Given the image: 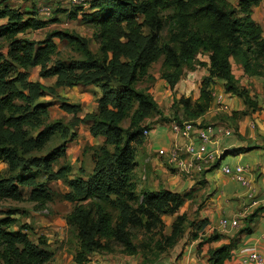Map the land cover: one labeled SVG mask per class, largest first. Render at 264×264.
I'll use <instances>...</instances> for the list:
<instances>
[{"label":"trees","instance_id":"16d2710c","mask_svg":"<svg viewBox=\"0 0 264 264\" xmlns=\"http://www.w3.org/2000/svg\"><path fill=\"white\" fill-rule=\"evenodd\" d=\"M7 1L0 0L1 4ZM88 3V9L57 10L71 20L81 15L84 24L96 29L97 58L88 39L66 31H54L41 41L20 37L28 31L46 29L59 18L43 20L38 10L24 13L9 7L0 9V40L8 42L7 56L0 52V164L6 165L0 170V200L21 201L28 189L30 201L44 205L55 195L49 183L63 180L70 188L63 197L75 206L67 223L79 245L74 257L77 264H88L94 254H113L117 248L123 254L141 257L142 264H157L178 245L188 228L196 230L191 236L198 239L208 220L191 222L186 214H180L185 203L192 200V193L139 191L134 174L136 152L145 144L144 132L153 128L146 122L160 111L153 97L136 85L160 60L163 78L171 89L182 79L184 70L206 68L199 98L194 103L190 98L179 101L191 120L211 110L213 88L219 82L226 94L243 100L246 106V111L233 116H246L250 109L257 111L258 104L236 80L232 62L239 63L249 78L264 82L263 29L253 19V10L261 0H240L236 6L229 0ZM56 39L76 46L84 59L55 60ZM35 67L41 68V78L56 77L55 87L30 81V69ZM90 86L102 93L95 113L80 118V106L62 98L61 108L74 117L68 123L49 122L52 104L42 102L43 98L54 95L60 87ZM126 121L129 125L125 128ZM81 125L88 126L94 137H105L106 142L94 150L93 173L85 179L69 180L70 165L54 166L65 157ZM58 135L62 144L37 156ZM41 177L46 180L40 181ZM16 215L11 209L0 218V264H51L54 255L46 248V239L40 237L34 242L32 228ZM167 216L174 217L169 232L164 220ZM213 239H203L200 246ZM233 248L231 243L212 250L211 264H224Z\"/></svg>","mask_w":264,"mask_h":264},{"label":"crops","instance_id":"0c3cea01","mask_svg":"<svg viewBox=\"0 0 264 264\" xmlns=\"http://www.w3.org/2000/svg\"><path fill=\"white\" fill-rule=\"evenodd\" d=\"M44 1L46 0H37L39 2L36 5L37 10L40 12L43 6L50 5L53 11L49 19L40 16L43 20L53 18L61 20V17L66 15L65 13L54 15L55 5L63 10H72L64 4H52L48 0L50 3L46 5L43 4ZM229 1L236 6L240 0ZM80 19L82 16L78 15V20ZM253 19L261 25L264 36V0H261L260 5L254 8ZM32 32L38 33V31ZM38 68H33L35 73H40L41 68L40 70ZM232 68L239 85L246 88L253 101L258 104V110L250 109L246 116L239 114L233 116L235 113L246 111L243 100L226 94L220 82L214 86V93L222 94L224 103L228 107L226 111H223V114L228 116V121L234 123L232 136L228 137L216 131L210 145V148L217 150L221 157L224 155L218 160V168H214L215 165L212 164L207 166L202 173L194 172L192 176H189L180 173L177 168L167 162L165 157L160 156L159 151L168 152L176 145L183 143V140L171 131V123L154 125L149 135L145 137L144 146L136 152L138 165L134 174L139 191L154 192L167 189L177 193H192V200L185 203L180 214H186L191 222L208 220V225L199 232L198 239H193L191 236L196 233V230L188 228L178 245L157 264H211L210 252L231 243L234 244L232 256L224 264H249L247 260L251 251L264 257V205L251 208L246 216L240 217V226L237 228L231 226L223 228L220 225L223 219L229 221L237 219L244 207L250 203L247 199V188L242 186L233 175L224 173L226 166L232 170L237 166L247 168L246 177L253 183L257 196L264 198V82L261 79L246 76L242 66L236 61L232 62ZM206 72L208 74L207 69ZM31 81L40 82L44 87L52 88L55 87L57 78H41L39 76ZM101 95V90L94 86L60 87L56 89L55 95H53L55 97L47 96L44 101L53 103L49 109L51 121L65 120V123H68L74 117V113L63 110L60 99H65L71 105L80 106L81 111L77 115L83 118L86 114L97 111V101ZM198 96L196 99L199 98ZM211 110L222 112L215 103ZM219 127L228 129L225 126ZM105 142L106 138L103 136L94 137L88 126H80L78 137L68 144L65 157L59 160V162L64 161V164L72 167L73 175L69 176V180L78 177L85 179L93 173L94 163L90 155L85 154L84 149L86 147L96 149L104 146ZM233 149H243L244 151L237 154L226 153ZM53 184L63 195L70 191L69 186L63 180L49 183V187L54 192ZM68 215L64 217V220L58 218L51 221L48 224L49 232H43L41 233L43 236L37 238L36 242L40 237L46 239V248L54 255L51 264H77L74 259L75 252L71 249V243L67 238ZM15 217L18 219L17 215ZM44 223L40 222L41 225ZM27 225L32 228V231L35 229L30 223ZM212 237L214 239L211 242L200 246L203 239ZM88 264H142V258L127 255L119 258L96 253Z\"/></svg>","mask_w":264,"mask_h":264},{"label":"rangeland","instance_id":"374dc122","mask_svg":"<svg viewBox=\"0 0 264 264\" xmlns=\"http://www.w3.org/2000/svg\"><path fill=\"white\" fill-rule=\"evenodd\" d=\"M90 1V0H88ZM39 2L37 0H9L1 4L0 2V9L5 7L13 8L15 10H21L22 12H31L37 10V5ZM49 4L48 0L44 1L43 4ZM89 4V3H88ZM54 10H56L55 15L62 14V10H57V6L55 5ZM62 19L57 22V24H53L48 26L46 29L41 31L31 32L28 31L20 37L29 39V40H44L50 33L58 30L66 31L75 35H78L82 38H86L89 40V48L90 51L95 55V57H99L98 55V43L95 40V32L96 29L90 25L84 24L80 20H71L67 17V15L62 16ZM49 19V18H48ZM58 50L57 55L54 57L55 60H62V61H72V60H83V54L76 49V46L70 45L67 42H61L60 40H54ZM0 52L4 56H7L8 53V42L5 40H0ZM205 56L202 58L204 59ZM162 62H159L152 65L149 70V75L141 78L136 87L138 90L143 91L153 97L155 102L158 105L160 115H155L150 120L146 122L149 126H154L155 124H169L170 122H193L199 124L202 127H216V126H225L228 129L233 131L234 123L228 121V116L223 114L222 112H216V110H210L204 116L191 120L187 114L184 112L183 106L179 103L182 98H190L194 103L197 99L196 97L200 96V88L201 82L203 78L206 76L207 72L205 68H199L196 71L184 70L182 79L177 83L174 89H171L170 86L167 84V81L163 78L162 73ZM29 76L31 80L38 78L40 73H35V71L30 69ZM40 70V67L38 68ZM29 77V80H30ZM30 80V81H31ZM55 95V94H54ZM55 97L53 95H49ZM198 96V97H199ZM46 98V97H45ZM43 98L41 101L45 102ZM49 103V102H46ZM53 105V103H52ZM51 105V106H52ZM50 109V108H49ZM50 114V112H49ZM65 122V120H62ZM49 122L51 121V117L49 116ZM129 122L126 121L123 123V127H128ZM62 144L61 137L55 136L46 151L41 154H37V156H43L48 151L60 146ZM94 148L90 149L86 147L84 149L85 154L90 155L92 158V162L94 163ZM87 157V155H86ZM59 162V161H58ZM62 162V161H61ZM56 163L54 166L56 169L59 168L60 164ZM6 166L0 164V170L4 171ZM85 172V171H84ZM42 174V173H41ZM81 175V173H78ZM73 175V174H72ZM46 180L44 177L40 178V181ZM54 190V197L53 199L44 205H38L30 201L29 197V190L26 189V196L21 201H11V200H0V218L7 213L8 210H16L17 217L20 222L23 223H30L35 229H33L31 238L36 242L38 236H43L41 233L49 232L50 226L48 225L51 221L57 220L61 218L64 220V217L67 216L70 211L74 209V204L66 199H64V195L61 194L58 187H55V184L52 185ZM32 212V213H31ZM34 213V214H33ZM70 215V214H69ZM68 215V216H69ZM164 220L167 225V232L170 231V226L174 220L173 217L167 216L164 217ZM40 222H45L44 225H41ZM44 226V227H43ZM18 227H13V230H16ZM67 238L71 243V249L76 253L79 251L78 241L75 238L73 230L69 227L67 230ZM103 256H113L123 258L126 254L121 252L120 248L116 249V252L113 254H104V253H97ZM129 256V255H127ZM75 257V256H74Z\"/></svg>","mask_w":264,"mask_h":264},{"label":"built area","instance_id":"2783aa9c","mask_svg":"<svg viewBox=\"0 0 264 264\" xmlns=\"http://www.w3.org/2000/svg\"><path fill=\"white\" fill-rule=\"evenodd\" d=\"M52 4H64L70 9L82 7L88 9V0H49ZM52 6H43L40 9V16L48 19L52 16ZM214 103L222 110L226 111L228 107L224 103V96L222 94L214 93ZM171 131L183 140L182 144L176 145L170 151H159V155L166 158L167 162L177 168L180 173L192 176L194 172L202 173L207 166L215 164L220 158L221 154L214 149L210 148L213 142L214 134L216 131L223 133L230 137L233 131L223 127H202L193 122H184L179 124L172 122L170 124ZM150 131H145L144 136L147 137ZM247 168L237 166L234 170L226 166L224 169L225 174L233 175L235 179L241 183L242 186L248 190L247 199L249 204L244 207L237 219L229 221L223 219L220 225L223 228L229 226L237 228L240 226V217L247 215L251 208H257L264 205V198L257 196L256 189L250 179L246 177ZM249 264H264V257L255 251H251L248 256Z\"/></svg>","mask_w":264,"mask_h":264}]
</instances>
